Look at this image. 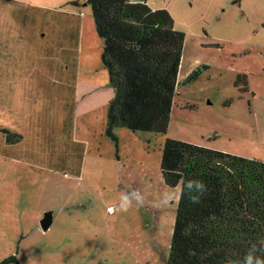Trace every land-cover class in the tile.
I'll return each instance as SVG.
<instances>
[{
	"label": "rangeland",
	"instance_id": "1",
	"mask_svg": "<svg viewBox=\"0 0 264 264\" xmlns=\"http://www.w3.org/2000/svg\"><path fill=\"white\" fill-rule=\"evenodd\" d=\"M146 1L167 9L184 33L169 125L162 134L118 127L115 142L104 131L114 91L91 6L86 0H25V11L39 17L42 39L49 27L58 36L67 33L68 52L60 62L73 77L70 136L83 160L80 177L64 184L68 197L54 195L63 210L38 235L33 220L51 211H42L52 195L47 189L57 183L54 174L64 175L0 155V260L17 255L23 264H167L180 187L164 183V141L264 162V0ZM192 72L196 77L186 81ZM172 192L173 202L159 207ZM126 193L141 197L142 206L119 211Z\"/></svg>",
	"mask_w": 264,
	"mask_h": 264
},
{
	"label": "trees",
	"instance_id": "2",
	"mask_svg": "<svg viewBox=\"0 0 264 264\" xmlns=\"http://www.w3.org/2000/svg\"><path fill=\"white\" fill-rule=\"evenodd\" d=\"M97 34L101 59L114 95L108 102L104 131L162 134L167 131L184 33L173 26L165 8L146 0H86ZM192 72L186 81L196 77ZM7 142L19 135L0 129ZM13 138V139H12ZM81 158V154L79 155ZM160 170L164 183L181 187L201 180L207 191L193 204L179 194L167 264H243L248 248L264 239V162L167 138ZM264 259V253H257ZM0 264H23L17 255Z\"/></svg>",
	"mask_w": 264,
	"mask_h": 264
},
{
	"label": "crops",
	"instance_id": "3",
	"mask_svg": "<svg viewBox=\"0 0 264 264\" xmlns=\"http://www.w3.org/2000/svg\"><path fill=\"white\" fill-rule=\"evenodd\" d=\"M24 2L0 0V129L19 135L7 142L0 131V155L5 160H24L51 173H63L64 176L54 174V182L58 180L49 185L46 194L52 195L42 210H51L52 225L64 208L54 195L66 199L69 187L65 185L81 175L83 154L74 148L73 144L78 143L70 136L72 109L67 104L74 82L72 76L64 74L60 59L68 52L64 42L67 33L58 36V29L49 27L47 37L42 39L41 28L37 26L39 17L28 14ZM52 100L54 104L50 105ZM41 217L40 213L33 220L35 225L38 223V235L43 233L39 225Z\"/></svg>",
	"mask_w": 264,
	"mask_h": 264
},
{
	"label": "clouds",
	"instance_id": "4",
	"mask_svg": "<svg viewBox=\"0 0 264 264\" xmlns=\"http://www.w3.org/2000/svg\"><path fill=\"white\" fill-rule=\"evenodd\" d=\"M207 191L206 185L201 180H186L180 187L179 194L181 196L187 195L190 202L193 204H198L201 198ZM176 193L172 192L170 195L166 196L158 202L159 207H168L174 200ZM143 204L141 197L137 196L135 193H126L120 199V204L118 210L121 212H127L133 207H140ZM113 209H109L112 212ZM260 247L257 244H252L247 252L245 253L243 264H264V259H261L257 253H264V239L258 241ZM229 264H238V262L230 261Z\"/></svg>",
	"mask_w": 264,
	"mask_h": 264
},
{
	"label": "water",
	"instance_id": "5",
	"mask_svg": "<svg viewBox=\"0 0 264 264\" xmlns=\"http://www.w3.org/2000/svg\"><path fill=\"white\" fill-rule=\"evenodd\" d=\"M52 222V212L46 211L43 215V217L40 219L39 223L43 230H47Z\"/></svg>",
	"mask_w": 264,
	"mask_h": 264
}]
</instances>
